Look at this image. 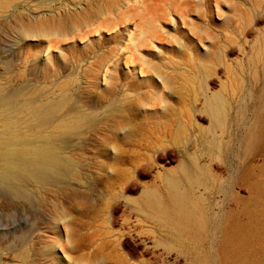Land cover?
Here are the masks:
<instances>
[{"label": "rangeland", "instance_id": "rangeland-1", "mask_svg": "<svg viewBox=\"0 0 264 264\" xmlns=\"http://www.w3.org/2000/svg\"><path fill=\"white\" fill-rule=\"evenodd\" d=\"M11 1L0 13V110L23 118L27 101L47 118L22 131L74 129L52 138L72 161L46 189L22 180L29 204L0 186V264H22L23 247L29 264H264V253L251 263L221 248L225 215L264 226V42L252 47L264 0ZM38 23L74 33L21 34ZM116 163L125 176L109 192Z\"/></svg>", "mask_w": 264, "mask_h": 264}, {"label": "bare ground", "instance_id": "bare-ground-1", "mask_svg": "<svg viewBox=\"0 0 264 264\" xmlns=\"http://www.w3.org/2000/svg\"><path fill=\"white\" fill-rule=\"evenodd\" d=\"M67 1L69 3L71 2L72 4H75V3H77L78 0H67ZM148 1L150 2V0H148ZM11 3H12L11 0H0V13L3 12V9L4 8L9 7ZM136 3L137 2L134 0V4H136ZM237 8L239 9V11L241 13H244L245 15H248V16L251 17V14H249L248 9H242L241 10L239 8V6H237ZM133 13H135V12H133ZM137 15H138V13H137ZM38 25H42V24L41 23L40 24L38 23ZM150 26L148 25V27H150ZM148 31H151V29L148 30ZM59 32H61V33H59ZM29 33H32L33 36L30 35ZM68 33L69 34L74 33V31L73 30H70V31L69 30H66L64 32L59 31V30L58 31H55V30H51V29H46L45 26H43V25L42 26H38V28H33L32 30L30 28V29H24V30L21 31V34H24L26 36V39L28 38V40L29 39H32V38H35V39L36 38H39L40 39V38H43V37H60V38H66ZM256 37L257 38L254 41V44L252 46V47H254L255 50H257L259 47L261 48L262 42H264V33H261V31H259L257 33ZM80 38H81V36H80ZM86 38H87V35H86ZM82 39H80V40H82ZM64 42H65V40H64ZM69 42H71V40ZM67 46L70 47V48H72V46H70V44L67 45ZM120 49H121V47L118 46V45H116V50H115L114 53L119 52ZM249 51H250V49H249ZM114 53H112V52L110 53L109 52L108 55L109 56H112V54H114ZM263 56H264V54H263ZM263 58H262L261 61H263ZM204 59H206V57ZM50 60H51L50 58L47 59V61H50ZM97 66H99L98 63H97ZM101 66H103V64ZM116 66H115V68H116ZM254 69H256V67ZM113 70H110V71H113ZM95 71H96V69H95ZM97 74H96V76H97ZM141 74H142V72H141ZM166 80H168V79H166ZM101 81H102V79H101ZM108 81H109V79L107 80V82ZM109 82H111V81H109ZM95 86H97V83L95 84ZM102 89L103 88H101V90ZM26 102L24 104H22V106H21V108L23 110L22 112H24L23 113V118H22V115H21V118L16 119V114H17L16 111H15L16 109L13 111V109H9V107H6L4 105V103H3V105H1L2 106V108H1L2 110H0V114H1L0 115V124L2 125V127H1L2 130L1 131H2V135H3V137L0 136V186L6 187L9 190L13 202L22 203V204H29L31 202L32 198H33V193H31L26 187H24V185H21L22 180H25V181L27 180V181L32 182L33 183V186L36 187L37 189H46L47 188V184H46V181L45 180L48 179V177L50 175L51 176L57 175L58 172L60 171L58 167H67L68 164H69V162H70L69 160L72 161L71 157L66 158V157H63V156L59 155V152H58L59 149L52 142V138H55L60 133L69 134L74 129L73 128L74 126L72 125L73 123H71V122H63L61 124H58L54 128L53 131L50 130L51 132L47 133L45 136H42L39 131L32 132L31 129H28L26 131H22L21 128L19 127V124H22L23 123V124H27L28 125L31 122H34L36 124V122H38L39 120H41L42 125H44L45 118H47V116H45V114H42V112H43L42 109L43 108H34L33 107L34 108L33 109ZM260 103H261V101H260ZM262 119L264 120V116L262 117ZM118 123H120V121ZM118 123L115 122L114 125L115 124H118ZM120 124H122V122ZM128 124H129V122H127L126 126L124 124L123 125L127 128V125ZM39 125H40V122H39ZM131 127L129 126L130 129H132ZM33 129H34V127H33ZM42 129H43V127H42ZM133 129H132V131H133ZM259 137H260V139L262 141H264V122H263V125L261 126V128L259 130ZM117 147L120 149L119 146H117ZM115 151L117 152L116 148H115ZM121 152H122V150H121ZM115 155H116V153H115ZM117 155H118V153H117ZM119 155L122 156V155H125V154L123 152L122 153L119 152ZM112 156H114V153H113ZM113 158H115V157H113ZM110 161H112V160L110 159ZM117 161H118V159H117ZM117 161H114V160L112 161L111 164H113V167L115 165L113 162H117ZM117 163L119 164V161ZM117 163H116V165H118ZM128 163H130L129 160H128ZM111 164L109 162L108 166L112 168V165ZM124 164L126 165V163H124ZM119 166L120 165H118V167ZM121 166L119 168H121ZM105 167H107V166H105ZM116 167L117 166H115L114 170H112L113 168L111 169L112 172L114 171L115 177L114 178H109V179L103 180V182L105 183V189L107 191H109V192L113 191L112 188L115 185L122 184V182L124 180V176H125L124 169H123L124 166L121 169H119L118 167L116 168ZM105 169H107V168H105ZM105 169H104V171H106ZM115 169H116V171H115ZM67 177H68V180L69 181L76 182V183L78 182L79 183V179L80 178L78 177V172L77 171H74L73 173H71ZM23 183H24V181H23ZM55 184H56V182H55ZM54 186L57 189H59V188H66V187H62V186H59V185H54ZM148 200H150V199H148ZM172 204H174V203H172ZM248 206H249V204H248ZM174 210H175V208H174ZM147 214H148L147 216L151 217V212L150 211H148ZM225 217H226L225 218V223H224V228H225L224 230H225V232H224V235H223L224 243H223V245L221 247L222 248V252H223L225 246L227 248H229V246H230L232 249L229 252H233L234 255H236L234 257H240V258L242 257L245 260L244 262L248 261V262H251V263L254 262V260L256 259L255 257H257L256 260H257V263H258L259 262L258 256L261 253H264V226H263V223L261 222V220L259 218H255L254 219L255 216L254 217L252 216L253 218L251 217L252 218L251 220H253V221L251 223L243 224L242 222H240L236 218V216H234V214L231 215V213H229L227 216L225 215ZM248 219L250 220L249 217H248ZM184 226H185V224H184L183 221L179 222V224L177 225L178 228H182ZM71 231H70V233H71ZM72 232H74V231H72ZM209 235H210V233H209ZM70 236H71L70 238H73L72 237L73 235H70ZM68 237H69V235H68ZM257 241H260V243H261L260 246L257 244ZM16 253L18 254L19 258L21 259L22 264H29V261H28V252H27V250H26L25 247L17 250ZM248 253H252L253 254V255L251 254L252 257H249ZM226 254H227V252H226ZM229 254H231V253H229ZM250 258H252V259L250 260ZM261 258H260V261L261 260H264V258H262V259ZM80 259H81V257H80ZM84 261H85V259H84ZM84 261H82L83 264H89L88 262H84ZM235 261H237V260H235ZM240 261H241V259H240ZM241 263H243V262H241Z\"/></svg>", "mask_w": 264, "mask_h": 264}]
</instances>
